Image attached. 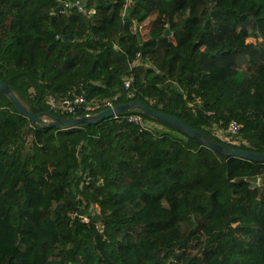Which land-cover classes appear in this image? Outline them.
<instances>
[{"label": "trees", "instance_id": "trees-1", "mask_svg": "<svg viewBox=\"0 0 264 264\" xmlns=\"http://www.w3.org/2000/svg\"><path fill=\"white\" fill-rule=\"evenodd\" d=\"M67 1L0 0V80L50 119L0 90V264H264V181H237L263 162L136 108L119 117L157 126L57 127L85 114L47 103L72 88L119 96L264 154V0Z\"/></svg>", "mask_w": 264, "mask_h": 264}, {"label": "water", "instance_id": "water-1", "mask_svg": "<svg viewBox=\"0 0 264 264\" xmlns=\"http://www.w3.org/2000/svg\"><path fill=\"white\" fill-rule=\"evenodd\" d=\"M86 4H84L85 6ZM61 9L63 8V6L60 7ZM170 30L167 29L165 32L166 36L170 35ZM65 39H74L73 35H66ZM0 90L3 91L4 93L8 94L14 104L15 107L17 109V111L19 113H21L22 115L30 118L32 121L35 122H40V123H45V120L40 117V115L38 114H34L33 112H31L12 92L11 88L9 87V85L3 81L0 80ZM141 109L142 111H144L146 114L159 118L167 123L172 124L173 126L179 128L181 131L185 132L187 135H189L190 137L193 138H197L202 140V142L204 143V145L211 147L213 149H215L216 151H219L221 153H223L224 155L227 156H237L240 158H244V159H248L251 161H256V162H263L264 163V154L263 153H259V152H253V151H249V150H244V149H229L224 147L222 144H219L217 142L211 141L206 139L203 134L198 131L197 129H194L192 127H190L188 124H186L184 121H182L181 119L166 114L162 111L159 110H154L151 107L147 106L146 104H144L143 102L140 101H132L129 103H125V104H121L115 107V109H107L103 112H101L100 114H98L97 116L94 117H75V118H56L55 122L53 123L55 126L57 127H63V126H78L80 124H84V123H93L96 124L98 122H100L103 119L106 118H111L114 116V114L116 113H121L125 110H129V109ZM240 180H249L252 183V187H256L259 183L264 181V173L263 174H259V175H254V176H248V177H239L237 178V181ZM101 216L99 214H96L93 216V220L94 221H100L101 220Z\"/></svg>", "mask_w": 264, "mask_h": 264}, {"label": "built area", "instance_id": "built-area-1", "mask_svg": "<svg viewBox=\"0 0 264 264\" xmlns=\"http://www.w3.org/2000/svg\"><path fill=\"white\" fill-rule=\"evenodd\" d=\"M65 6L67 7H77L80 10H84V3H82L80 0H76L75 2H65ZM138 31L142 32V27H138ZM140 54H138L139 58ZM137 61L138 62V59ZM140 62V60H139ZM158 72V71H157ZM134 80L133 75H129L125 79V87L128 89V98L134 97L135 91L129 90L131 87V84ZM119 101V96H113L112 98H100V97H93L89 98L84 93H78L76 91V88L69 89L66 92H59L55 95H50L48 97L47 103L48 108L53 110H58L62 113L67 114H73L76 115L78 113H84V117H94L100 114L101 112L107 110V109H115L116 106L124 104V103H117ZM120 113L114 114L113 117L115 118H125L129 122H132L136 125H139L142 128H153L154 126H157V124L153 121L145 120L141 114L132 113V114H126L123 117H119ZM82 117V116H79ZM45 120V123L50 122V119L48 117L43 118ZM239 130V125L237 122L232 121L229 127V131L231 133H237Z\"/></svg>", "mask_w": 264, "mask_h": 264}, {"label": "rangeland", "instance_id": "rangeland-1", "mask_svg": "<svg viewBox=\"0 0 264 264\" xmlns=\"http://www.w3.org/2000/svg\"><path fill=\"white\" fill-rule=\"evenodd\" d=\"M163 70H165V68L163 69ZM160 77H158V78H155V80H157V81H159V78H160V81L159 82H161V80H162V82H164V79H165V76L162 74V73H160ZM162 78V79H161ZM94 215H96V214H94Z\"/></svg>", "mask_w": 264, "mask_h": 264}]
</instances>
